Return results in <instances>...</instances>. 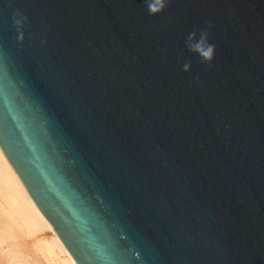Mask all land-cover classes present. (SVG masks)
<instances>
[{"label":"water","instance_id":"water-1","mask_svg":"<svg viewBox=\"0 0 264 264\" xmlns=\"http://www.w3.org/2000/svg\"><path fill=\"white\" fill-rule=\"evenodd\" d=\"M149 3L0 0V147L77 264H264V0Z\"/></svg>","mask_w":264,"mask_h":264},{"label":"bare ground","instance_id":"bare-ground-1","mask_svg":"<svg viewBox=\"0 0 264 264\" xmlns=\"http://www.w3.org/2000/svg\"><path fill=\"white\" fill-rule=\"evenodd\" d=\"M42 260L77 264L0 147V264H45Z\"/></svg>","mask_w":264,"mask_h":264},{"label":"clouds","instance_id":"clouds-1","mask_svg":"<svg viewBox=\"0 0 264 264\" xmlns=\"http://www.w3.org/2000/svg\"><path fill=\"white\" fill-rule=\"evenodd\" d=\"M167 4H168V0H151V3H149L148 5L149 12L152 15H158L165 10ZM26 21H27V17L18 13L14 17L13 22L18 29H22ZM195 35H196L195 33L190 34V36H195ZM19 39L20 40L24 39L22 31L19 34ZM193 50L196 51L201 56V58L206 62L211 63L215 59L216 46L215 44L210 42L208 37V32L205 30L200 31L199 39L195 43ZM190 69H191L190 63H185L183 65V70L185 72L190 71Z\"/></svg>","mask_w":264,"mask_h":264},{"label":"rangeland","instance_id":"rangeland-1","mask_svg":"<svg viewBox=\"0 0 264 264\" xmlns=\"http://www.w3.org/2000/svg\"><path fill=\"white\" fill-rule=\"evenodd\" d=\"M31 238H32V239H31ZM33 239H34L33 237H30V238H28V240H29L30 242H29L28 240H27V241H28L29 243H31V240H32V242H33ZM40 258H41V257H40ZM41 259H43V258H41ZM42 261H43V260H42ZM43 262H44V261H43ZM44 263H45V262H44ZM45 264H46V263H45Z\"/></svg>","mask_w":264,"mask_h":264}]
</instances>
